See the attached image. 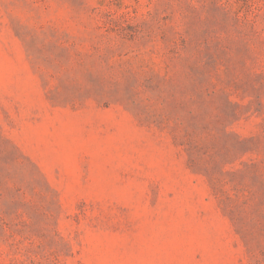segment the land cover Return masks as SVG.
Here are the masks:
<instances>
[{"label": "rangeland", "instance_id": "rangeland-1", "mask_svg": "<svg viewBox=\"0 0 264 264\" xmlns=\"http://www.w3.org/2000/svg\"><path fill=\"white\" fill-rule=\"evenodd\" d=\"M0 264H264V0H0Z\"/></svg>", "mask_w": 264, "mask_h": 264}]
</instances>
